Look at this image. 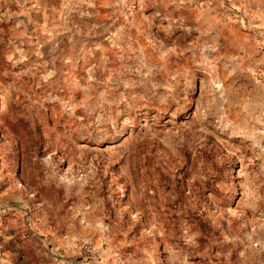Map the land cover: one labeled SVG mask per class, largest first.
I'll list each match as a JSON object with an SVG mask.
<instances>
[{"label":"rangeland","instance_id":"1","mask_svg":"<svg viewBox=\"0 0 264 264\" xmlns=\"http://www.w3.org/2000/svg\"><path fill=\"white\" fill-rule=\"evenodd\" d=\"M0 264H264V0H0Z\"/></svg>","mask_w":264,"mask_h":264}]
</instances>
